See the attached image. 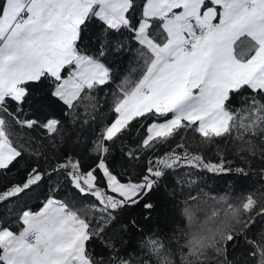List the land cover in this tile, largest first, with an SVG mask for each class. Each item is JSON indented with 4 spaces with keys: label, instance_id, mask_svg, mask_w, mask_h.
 Segmentation results:
<instances>
[{
    "label": "snow or ice",
    "instance_id": "6c2138e0",
    "mask_svg": "<svg viewBox=\"0 0 264 264\" xmlns=\"http://www.w3.org/2000/svg\"><path fill=\"white\" fill-rule=\"evenodd\" d=\"M119 54L135 57L136 79L114 80L108 58ZM43 89L74 124L85 100L82 122L94 120L104 95L111 119L93 131L90 164L60 151L61 117L30 111ZM134 128L145 135L127 144ZM19 129L29 130L23 143ZM189 132L215 159L189 150ZM117 148L137 162L127 173ZM26 156L43 163L26 166ZM229 156L264 163V0H0V264H231L228 246L240 241L264 264V192L213 209L184 245L145 234L147 258L108 235L120 211L141 202L151 210L145 198L172 171L246 175ZM61 188L91 202L77 210L55 195ZM38 191L34 210L24 197Z\"/></svg>",
    "mask_w": 264,
    "mask_h": 264
},
{
    "label": "trees",
    "instance_id": "16d2710c",
    "mask_svg": "<svg viewBox=\"0 0 264 264\" xmlns=\"http://www.w3.org/2000/svg\"><path fill=\"white\" fill-rule=\"evenodd\" d=\"M92 35L91 29L85 37V43L88 42L87 37ZM113 68V78L119 81L122 77L129 75L131 79H136L139 74V66L133 55L119 54L108 58ZM136 68V72L131 69ZM48 89H43L35 93L30 101V111L34 114H53L61 117L63 121V132L61 133L63 141L60 145V151H67L79 158H82L85 165L91 163V154L86 149L89 148V141L97 123H104L111 119V114L107 111V105L104 104L105 97L99 95V100L103 107H98L92 115L93 119H89L87 123L82 121L85 119L87 100L77 109L78 120L74 124L71 118L66 115L67 110L56 99L48 95ZM104 92L109 89L105 88ZM62 113L65 115L61 116ZM18 135L16 139L23 143L26 135L29 134L28 129L16 130ZM34 135V133H31ZM145 135L143 129L137 134L134 128L132 132L125 133L124 141L127 144H134ZM199 135L189 132L186 137V144L190 151H202L205 155L211 156L210 151L200 144ZM59 142V138H58ZM176 140L162 143L157 146L158 151L155 155L166 153L170 147H174ZM216 143L223 144L222 140L217 139ZM147 155V153H144ZM233 161L232 167L245 168L246 175L233 171L227 175H216L214 173L196 170L193 168H181L172 171L164 177L161 187L150 193L145 200L153 204L151 210L143 208V202L140 205L126 208L119 212L115 221L108 232L117 247L121 248L123 253H132L133 256H141L147 258V253L139 247L140 241L145 234L155 235L168 238L172 245L180 246L190 239L191 234L196 232L201 225L204 224L206 218L211 214L213 209H219L223 214V208L226 204L239 208L249 194L257 197L260 192H264V175L260 174V169L264 168V163L259 158H249L250 164H246L244 160L229 156ZM143 160V155L141 156ZM114 162L117 169L121 172H129L136 161H124L121 158L119 149L115 150ZM26 166L43 163V159H37L35 156L25 157ZM2 179V178H0ZM53 180L50 184H55ZM2 186V185H0ZM49 194H53L49 191ZM55 195L68 201L70 205L77 210L81 209L91 201L89 198L81 197L74 194L70 188H61ZM195 197V199H193ZM28 201V206L32 209L38 208L43 199L41 192L30 193L24 197ZM192 212V218L189 219L185 215V209ZM132 221H135L133 226ZM17 224H12L13 230L18 229ZM264 228V225L261 226ZM95 252L103 251L102 246L96 245ZM227 258L231 264H252L253 257L248 254V246L240 241L237 245H229Z\"/></svg>",
    "mask_w": 264,
    "mask_h": 264
}]
</instances>
